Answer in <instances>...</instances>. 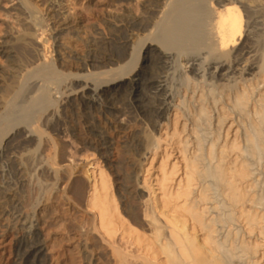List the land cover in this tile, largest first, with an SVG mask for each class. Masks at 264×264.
<instances>
[{"label":"bare ground","instance_id":"obj_1","mask_svg":"<svg viewBox=\"0 0 264 264\" xmlns=\"http://www.w3.org/2000/svg\"><path fill=\"white\" fill-rule=\"evenodd\" d=\"M18 2L15 11L26 18L24 33L16 41H32L37 28L46 33L33 6L26 0ZM241 5L242 0H152L145 16L129 24L127 37L142 36L133 52V65L123 66L122 57H111L92 60L97 70L88 74H72L55 66L31 74V80L42 79L44 83H38L57 101L69 103L81 94L86 106L102 103L111 112L120 97L119 84L144 62L137 82H129L132 105L148 128L144 139L136 138V151L144 147L145 155L155 159L167 152V144L182 155L181 166L174 164L169 170L170 158H165L158 168L157 189L144 180L149 198L144 219L141 215L137 220L146 223L149 235L120 212L111 180L98 161L89 165L85 206L93 215L94 230L105 242L114 246L117 238L126 241L148 264H264V50H259L255 34L249 31L258 29L257 18L247 24ZM0 54H5L3 49ZM175 59L189 71L177 85L183 91L177 97L173 94L176 104L169 110V90L160 79L161 74L168 75V61ZM57 80L64 81L65 92L53 94ZM81 82L85 86L77 91L74 86ZM156 126H161L159 135ZM165 126L171 133L168 129L162 133ZM25 139L20 146L25 147ZM45 166L57 167L56 157ZM74 169L65 157L66 185L74 178ZM180 171L183 177L178 181ZM78 181L85 190V182ZM29 220L19 213L15 221L25 230L33 223ZM34 246L27 259L35 255Z\"/></svg>","mask_w":264,"mask_h":264},{"label":"rangeland","instance_id":"obj_2","mask_svg":"<svg viewBox=\"0 0 264 264\" xmlns=\"http://www.w3.org/2000/svg\"><path fill=\"white\" fill-rule=\"evenodd\" d=\"M26 1L47 29L46 33L34 29L33 42H17L24 33L22 25L26 18L18 17L19 12L15 11L20 2L0 0V50L5 52L0 54V264H148L126 241L117 238L114 246L105 242L94 230L93 215L85 206L90 191L89 165L98 161L111 180L120 212L149 235L151 230L146 223L137 220L141 215L144 219L149 198L144 180L157 189L158 168L165 158H170L169 170L174 164L181 166L182 155L167 144L164 149L167 148L168 156L161 153L155 159L145 155L144 147L141 152L136 151V138L144 139L148 128L132 105L133 84L129 82H137L144 62L119 84L120 97L114 101L115 110L111 112L102 103L86 106L81 94L70 98L69 103L57 101V96L52 98L50 90L41 86L44 83L41 78H35L34 82L30 77L53 66L72 74H88L97 70L92 60L111 57L115 60L122 57L123 66L133 65V52L142 36L127 37L129 24L145 16L152 0ZM241 6L247 24L255 17L259 22L258 29L251 27L249 31L255 34L262 52L264 0H242ZM45 39H50V43H45ZM147 53L144 49L143 54ZM180 61L177 64L176 59L168 61V75L161 74L160 80L166 81L167 95L171 97L169 110L176 104L173 94L177 97L176 93L183 91L177 85L189 71L183 70ZM58 81L50 88L53 94L65 92L64 81ZM83 86L85 83L81 82L74 87L81 91ZM216 114L214 111L213 118ZM170 117L174 120V116ZM166 129L171 133V128L165 126L164 135ZM39 132L44 134L40 136ZM155 133H161V126H156ZM23 139L25 147L20 146ZM54 156L57 167L48 169L45 164ZM65 157L75 168L74 178L69 179L71 182L67 180V185ZM180 177H183L182 171L176 180ZM79 179L85 182V190ZM19 213H24L30 222L33 220L27 230L15 221ZM32 246L36 253L27 259Z\"/></svg>","mask_w":264,"mask_h":264}]
</instances>
